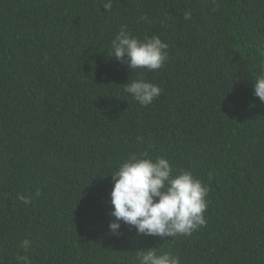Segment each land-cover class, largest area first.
<instances>
[{
    "label": "trees",
    "instance_id": "1",
    "mask_svg": "<svg viewBox=\"0 0 264 264\" xmlns=\"http://www.w3.org/2000/svg\"><path fill=\"white\" fill-rule=\"evenodd\" d=\"M123 25L169 45L162 68L112 57ZM262 72L264 0H0V264H264ZM138 75L162 88L148 106L123 90ZM144 152L208 187L191 236L110 231L111 174Z\"/></svg>",
    "mask_w": 264,
    "mask_h": 264
},
{
    "label": "clouds",
    "instance_id": "2",
    "mask_svg": "<svg viewBox=\"0 0 264 264\" xmlns=\"http://www.w3.org/2000/svg\"><path fill=\"white\" fill-rule=\"evenodd\" d=\"M116 2L101 0L106 12H111ZM189 18L190 13L186 12L185 19ZM140 19L146 20L147 17L141 16ZM168 47L157 35L144 39L133 36L126 25L121 26L110 44L112 57L126 64L131 72L162 68L168 60ZM253 89V95L264 102V72L253 80ZM123 90L142 106L150 105L162 92L159 85L139 75L124 84ZM111 177L110 216L113 219L109 229L113 234H119L122 222L134 227L138 235L162 239L191 236L206 225L208 187L191 170L174 172L173 165L166 157L153 158L147 152L139 155L133 153ZM40 195L37 189L34 194L18 195V199L28 205ZM32 243L25 239L20 246L27 252ZM16 260L17 264H31L27 255H18ZM136 264H181V259L169 251L148 248L137 252Z\"/></svg>",
    "mask_w": 264,
    "mask_h": 264
}]
</instances>
